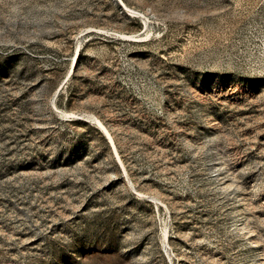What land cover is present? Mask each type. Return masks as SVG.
I'll return each mask as SVG.
<instances>
[{
	"label": "rangeland",
	"instance_id": "374dc122",
	"mask_svg": "<svg viewBox=\"0 0 264 264\" xmlns=\"http://www.w3.org/2000/svg\"><path fill=\"white\" fill-rule=\"evenodd\" d=\"M0 264H264V0H0Z\"/></svg>",
	"mask_w": 264,
	"mask_h": 264
},
{
	"label": "bare ground",
	"instance_id": "6f19581e",
	"mask_svg": "<svg viewBox=\"0 0 264 264\" xmlns=\"http://www.w3.org/2000/svg\"><path fill=\"white\" fill-rule=\"evenodd\" d=\"M120 5L121 6H123V4L120 2ZM124 7V6H123ZM125 8V7H124ZM131 11V10H130ZM133 13V12H132ZM120 36H122V37H127V35H124V34H119ZM75 56V55H74ZM74 56H72V58L74 57ZM70 70H71V66H70V69H69V71H68V74L70 73ZM68 116H70V117H77V119L79 118V116L78 115H76V114H67ZM98 124H99V122H98ZM101 127V126H100ZM105 134V138H107V141L110 143V144H113V141H112V139H111V137L109 136V134L107 133V132H105L104 133Z\"/></svg>",
	"mask_w": 264,
	"mask_h": 264
},
{
	"label": "trees",
	"instance_id": "16d2710c",
	"mask_svg": "<svg viewBox=\"0 0 264 264\" xmlns=\"http://www.w3.org/2000/svg\"><path fill=\"white\" fill-rule=\"evenodd\" d=\"M79 56H80V52H78V53L76 54L74 68H75V66H76V63H77V61H78Z\"/></svg>",
	"mask_w": 264,
	"mask_h": 264
}]
</instances>
